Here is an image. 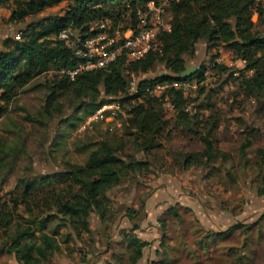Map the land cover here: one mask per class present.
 Returning a JSON list of instances; mask_svg holds the SVG:
<instances>
[{
	"label": "rangeland",
	"instance_id": "obj_1",
	"mask_svg": "<svg viewBox=\"0 0 264 264\" xmlns=\"http://www.w3.org/2000/svg\"><path fill=\"white\" fill-rule=\"evenodd\" d=\"M9 1L0 0V5L9 10ZM123 9L124 1L117 5L119 12ZM62 10L63 6L55 7L20 23L10 21L3 12L0 47L28 21ZM123 16L118 24L130 25V14ZM254 20L264 33L258 15ZM185 58L187 67L210 68L198 89L188 91L187 109L198 121L175 127L177 113L167 107L169 126L162 146L149 153L137 146L126 128L112 131L106 121L88 125L93 113L86 114L72 94L60 96L51 106V114L47 113L45 101L51 81L59 74L56 69L33 80L0 116V196L5 199L23 191L25 177L39 179L67 169L68 163L84 165L90 149L101 141L120 142L124 153L149 163V168L131 173L108 191L106 220L93 214L90 232L61 224L63 215L55 208L47 211L49 195L40 194V205L45 206H40L39 215H61L49 223L50 229L59 230L61 250L42 264H106L114 257L129 264L131 248L126 233L147 242L137 264H264V162L258 152L264 147V113L257 101L245 94L239 78L241 73L252 72L245 71V64L224 45L208 50L205 39ZM216 61L218 67H214ZM167 73L165 63L159 62L140 77ZM131 78L138 80L139 75ZM215 115L219 122L212 139L218 157L206 162L200 135L209 127L206 119ZM121 119L125 121L122 114ZM247 138L252 145L243 158L241 145ZM187 154L197 157L192 165H185ZM65 184L57 183V187ZM232 226L234 230L219 236ZM0 264H21L2 242Z\"/></svg>",
	"mask_w": 264,
	"mask_h": 264
},
{
	"label": "trees",
	"instance_id": "obj_2",
	"mask_svg": "<svg viewBox=\"0 0 264 264\" xmlns=\"http://www.w3.org/2000/svg\"><path fill=\"white\" fill-rule=\"evenodd\" d=\"M123 1L124 9L119 12L117 5ZM149 1L10 0L9 20L15 23L25 22L28 17L55 7L63 6V10L28 21L17 32L20 34L19 39L14 34L4 41L0 50V116L8 111L19 92L33 80L52 69L59 72L62 68H72L77 64L73 48L60 36L64 30H70L72 39L82 40L96 33L102 22L109 20L118 25L122 21V13H125L123 18L130 14L132 24L137 10L145 7ZM169 10L172 14V30L160 35L161 46L158 51L133 61H127L121 56L108 68L83 73L75 80L59 73L51 81L50 93L45 101L47 113L51 114V106L65 94L76 96L82 103L81 107L87 110L86 114L96 112L105 104L117 102L126 110L123 128L127 129L126 133L134 138L137 146L148 153L160 148L169 126L166 97L177 113L174 118L175 127L196 123L194 120L198 119L187 109V91L171 88L166 93L156 94L152 89L157 83L169 80L197 79L199 84L204 81L208 68L206 65L200 66L191 76L181 77V73L188 68L185 56L194 54L197 44L203 39L206 40L208 50L221 45L229 48L245 64L244 70L252 72L251 75L240 74V86L247 96L257 101L260 111L264 113V33L254 20L257 14L258 23H264V2L171 0ZM128 24L124 28L131 25ZM159 62L165 63L169 73L140 77V74L147 73ZM214 64V67L220 65L217 61ZM132 74L139 75L134 91H130L129 87ZM218 122L219 117L216 115L206 119L209 127L205 134L200 135L206 147L203 153L206 162L218 157L212 139ZM251 145L250 138L241 145L243 158L247 157V148ZM122 146L120 142L101 141L90 149L84 165L68 163L67 169L39 179L25 177L21 193L14 194L10 199L0 196L2 247L14 253L21 264L45 263L61 250L59 230L49 228L52 218L61 215L48 213L40 216L39 208L45 206L42 203L40 205V194L49 195L46 200L50 199L51 204L47 211L51 208L59 211L64 218L61 224L90 232L93 214L105 221L110 202L108 191L122 184L131 173L149 168L148 161L124 153ZM258 152L264 162V147ZM2 157L0 153V160ZM196 159V156L187 154L185 165H192ZM62 182L66 183V187L58 188L57 183ZM234 228L232 226L225 234L219 233V236L227 235ZM125 236L131 248L129 264H137L147 242L135 234L126 233ZM210 238L215 240V236ZM114 258L106 264H123L119 258Z\"/></svg>",
	"mask_w": 264,
	"mask_h": 264
},
{
	"label": "built area",
	"instance_id": "obj_3",
	"mask_svg": "<svg viewBox=\"0 0 264 264\" xmlns=\"http://www.w3.org/2000/svg\"><path fill=\"white\" fill-rule=\"evenodd\" d=\"M170 1H149L145 7L137 10L135 22L127 28L108 20L99 24L96 33L82 40L72 39L70 30H64L60 36L73 48L78 62L72 68H62L59 73L67 76L70 80H75L83 73L108 68L121 56L125 57L127 61H133L140 60L151 52L158 51L161 46L160 35L163 32L172 30V14L169 10ZM3 9V5H0V16ZM16 38L19 39L20 34H17ZM209 69L208 67L205 71L206 76H208ZM136 86V78H131L129 82L130 91H134ZM198 86L197 79L169 80L157 83L152 90L156 94L166 93L171 88L188 92L189 90L196 91ZM165 100L166 107L175 111L174 105L168 101L167 97ZM121 114L125 116L121 104H105L89 116L87 124L92 125L94 122L106 121L113 131L115 128H123L124 126Z\"/></svg>",
	"mask_w": 264,
	"mask_h": 264
},
{
	"label": "water",
	"instance_id": "obj_4",
	"mask_svg": "<svg viewBox=\"0 0 264 264\" xmlns=\"http://www.w3.org/2000/svg\"><path fill=\"white\" fill-rule=\"evenodd\" d=\"M200 68V65L199 66H196V65H193V66H190L188 67L184 72L181 73V77H188V76H191L193 75L197 69Z\"/></svg>",
	"mask_w": 264,
	"mask_h": 264
},
{
	"label": "crops",
	"instance_id": "obj_5",
	"mask_svg": "<svg viewBox=\"0 0 264 264\" xmlns=\"http://www.w3.org/2000/svg\"><path fill=\"white\" fill-rule=\"evenodd\" d=\"M4 12V14H6V18H8L7 16H9V14H10V10H8V9H3L2 10V13ZM1 13V14H2ZM7 22H8V20H7ZM8 23H10V22H8ZM11 24V23H10ZM13 34H10V36H12ZM6 39H4V41H5ZM4 41H3V45H2V47H0V50L3 48V46H4Z\"/></svg>",
	"mask_w": 264,
	"mask_h": 264
}]
</instances>
